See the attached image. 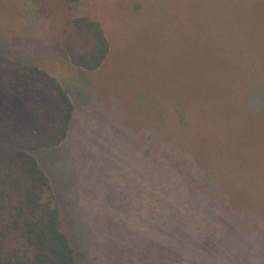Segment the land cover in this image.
Wrapping results in <instances>:
<instances>
[{"label":"rangeland","instance_id":"1","mask_svg":"<svg viewBox=\"0 0 264 264\" xmlns=\"http://www.w3.org/2000/svg\"><path fill=\"white\" fill-rule=\"evenodd\" d=\"M79 17L98 22L110 45L93 72L55 50ZM0 61L38 66L70 91L66 145L39 160L59 183V168L78 176L76 220L102 249L115 242L105 231L117 212L135 223L144 264H201L183 243L198 225L188 215L231 202L263 209L264 0H0ZM180 102L200 112L189 119L197 127L181 124ZM246 244L238 258L251 260L262 244L257 234Z\"/></svg>","mask_w":264,"mask_h":264},{"label":"trees","instance_id":"2","mask_svg":"<svg viewBox=\"0 0 264 264\" xmlns=\"http://www.w3.org/2000/svg\"><path fill=\"white\" fill-rule=\"evenodd\" d=\"M62 1L73 5L81 0ZM63 36L55 50L76 68L96 71L109 54L101 25L87 17L66 23ZM69 93L55 76L38 66L0 61V264H96L97 260L144 264L146 255L136 244L138 230L128 216L116 212L108 217L105 233L115 242L104 243L102 249L96 229L76 220L78 176L74 180L59 168V183L40 163L39 155L57 157L70 136L76 110ZM258 93L264 108V89ZM174 107L183 126L197 127L189 119L194 116L197 121L200 112L181 102ZM259 201L263 206L259 212H238L231 202V211L224 209L225 204L188 215L198 225L189 238L191 243L184 245L195 247L201 264H227L228 259L232 264H264V194ZM173 226L170 221L165 230L170 239ZM255 234L262 245L253 259H239ZM184 264L190 263L185 259Z\"/></svg>","mask_w":264,"mask_h":264}]
</instances>
